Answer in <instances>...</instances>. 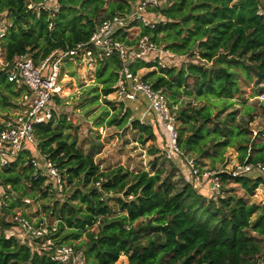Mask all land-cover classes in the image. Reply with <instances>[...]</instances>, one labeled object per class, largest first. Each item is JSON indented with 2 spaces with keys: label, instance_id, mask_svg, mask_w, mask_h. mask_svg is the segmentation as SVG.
Instances as JSON below:
<instances>
[{
  "label": "trees",
  "instance_id": "obj_1",
  "mask_svg": "<svg viewBox=\"0 0 264 264\" xmlns=\"http://www.w3.org/2000/svg\"><path fill=\"white\" fill-rule=\"evenodd\" d=\"M29 1L0 0V19L11 23L3 42L7 62L29 55L37 65L55 50L85 43L103 21L128 14L139 0H56L57 13L37 15L28 9ZM153 12L160 19L152 29L140 26V35L149 36L175 59L190 60L180 67L176 61L160 67L136 60L130 70L151 69L142 79L164 95L177 125L180 150L210 170L226 167L227 149L237 152L239 163L264 165V142L250 136L253 109L245 108L247 119L231 109L242 94L235 69L254 85L252 97L264 94V0H169ZM116 38L126 46L135 42L128 32L117 33ZM96 63L95 83L106 97L115 90L121 62L112 56L98 58ZM21 91L0 70L3 104L11 106L8 97L18 98ZM97 99L95 95L92 100ZM143 104L141 97L126 106L120 104L119 113L107 125L123 128L128 124L138 132L141 145L157 142L149 150L155 156L167 139L158 123L142 124L136 114L133 117ZM261 106L264 113V102ZM104 110L97 126L108 116V108ZM73 129L63 114H53L47 123L33 127L39 153L59 169L65 186L73 188L63 203H55L50 210L58 242L71 244L84 236L79 244L86 264H116L121 256L127 258L126 264H258L264 259V206L250 200L263 182L259 176L231 179L220 174L221 194L207 198L186 182L178 168L174 172L158 169L156 159L151 172L122 165L101 169L93 153L78 149ZM32 154L31 149L24 150L0 170L1 185L9 186L11 192L10 199L2 201L1 212L5 208L9 213L35 193L42 192L45 198L55 190L45 185V178H33ZM230 184L238 185L243 195H237L235 188H224ZM2 214L0 229H14ZM252 216H256L253 221ZM3 232L0 264H59L38 247Z\"/></svg>",
  "mask_w": 264,
  "mask_h": 264
},
{
  "label": "built area",
  "instance_id": "obj_2",
  "mask_svg": "<svg viewBox=\"0 0 264 264\" xmlns=\"http://www.w3.org/2000/svg\"><path fill=\"white\" fill-rule=\"evenodd\" d=\"M165 0H139L134 9L126 15L114 16L103 21L92 33L85 43H80L66 50H55L46 58L34 64L29 55H20L11 62H7L4 56L3 42L7 30L11 27L10 22L0 23V70L3 71L10 83L22 88L23 93L16 101V112L4 120L0 126V170L9 167L18 156L27 149L33 154L30 163L35 169L34 179L45 178V185L53 183L58 190L65 186L64 178L54 163L46 160L38 151L34 137L33 127L47 123L56 114L50 108L55 98H60L64 90L63 71L67 60L74 61L82 69H93L97 65L98 58L117 56L121 62L119 80L115 90L111 94L120 103H133L139 97L142 98L145 108L139 118L142 124L146 123L147 115L151 114L167 134V147L164 157L181 166L184 171L186 182L194 185L199 190H207L217 195L221 194L222 182L219 175L226 173L231 179L237 177L259 176L264 186V165L248 163L246 161L233 165L230 169L210 170L196 165L194 159L185 155L177 144L178 131L173 114L166 105L164 95L138 75L133 73L130 65L136 61L153 63L160 67H170V63L164 58L175 55L163 47L157 46L149 36L140 35L135 37L131 46L124 45L116 38L117 33L130 32L133 27L140 26L153 28L155 22H150L148 16L153 9L158 8ZM27 7L36 15L41 11L55 14L59 11L56 0L29 1ZM52 23L49 24L51 29ZM131 40V38H130ZM151 56V57H149ZM174 62V61H173ZM94 66V67H93ZM264 102V94L257 96ZM252 139L256 132L252 131ZM98 186V185H97ZM10 190L9 186L0 187V215L4 193ZM22 203L32 205L33 201L24 198ZM264 205V199L261 201ZM9 221V220H8ZM11 223L18 234L30 241H38L41 244L37 248L41 254H45L52 262L59 264H86L84 250L78 248L75 243L60 244L57 234V224L48 223L43 218H30L19 212L12 215ZM95 228L93 227L92 230Z\"/></svg>",
  "mask_w": 264,
  "mask_h": 264
},
{
  "label": "rangeland",
  "instance_id": "obj_3",
  "mask_svg": "<svg viewBox=\"0 0 264 264\" xmlns=\"http://www.w3.org/2000/svg\"><path fill=\"white\" fill-rule=\"evenodd\" d=\"M168 1L169 0H165L161 3V5ZM159 19V16L155 12H152L148 16V20L150 22H156ZM0 23H3L1 19ZM139 33L140 28L133 27L129 32V38H131L132 40L137 37ZM164 60L170 63L176 61L175 64L180 67L183 63H186L190 59L184 56H177L175 59L174 56L168 57V59L164 58ZM194 62L199 63V61L193 60V63ZM65 70L67 71V77H64L63 93L61 94L60 98H56L53 100V102H51L50 108L56 114H63L64 116H66L67 120L73 124L74 131H71V133L76 134V145L78 149H80L84 153H93L94 161L99 165L101 169H109L118 165H122L134 171L146 170L148 172H151V163L154 159H156V165L158 169L163 168L166 171L173 170L174 172L175 169L178 168L175 162L165 159V157L163 156V149L159 150V152L155 156L149 155V150L151 149V147H155L157 145V142L149 141L144 145H141L137 140L138 132L132 130L128 124L123 128H118L116 126L109 127L107 125L108 119L119 113L118 108L120 104L123 103L117 102L113 98V95H108L106 97L101 95V85L95 83L96 67H94L93 69H82L80 65L76 64L74 61L67 60L63 68L64 72ZM149 71H151V69H140L138 71V75L142 77ZM235 71L238 73V82L242 94L240 98L236 99L235 104L231 109L238 112V117L240 119H247V116L244 112L245 108H252V116L254 120L249 125L250 131H255L257 133L255 138H260V140L264 142V113L261 106L263 102H261L257 97H252L254 85L244 79L239 69H235ZM23 92L24 91H21L19 97H21V94ZM95 95H98L97 101L92 100ZM19 97H13L12 99L8 97V102L11 103V106H5L3 104V101L0 99V126L4 120L10 118L16 112V108H18L19 106L14 107L13 102L20 101ZM57 100H59V102H57ZM128 104L129 103H124L125 106ZM143 107L145 108L144 104ZM105 108H108V116L107 118L103 119L102 124L97 126V123H99L98 119L103 116ZM144 108L140 113H133V117L136 114V116L140 118L141 113L144 111ZM147 116L151 117L149 115ZM148 117H146V121L149 119ZM250 136H253L252 132L250 133ZM225 157L226 167H228L227 169H230L233 165L239 163L237 152L233 149H227ZM176 178L178 179V176H176ZM1 184L2 183L0 182V187L3 185ZM48 185H51V187L55 189L52 190L53 193L48 192L45 198H43L42 192L35 193V196L28 197V199L33 201L32 205H27L21 202L18 207L10 210L9 213H6L4 211L5 208H3L2 212H4V215L2 214V219L6 222L8 220L10 221L12 215L16 212H19L30 218L40 217L41 215L45 214L47 217L45 215L41 217L45 218L48 223H54L55 219L53 215H51L50 210L55 206V203H57L58 206L59 204L63 203V201L68 198L71 191H73V188L72 186H69L67 184V186H64L65 191L63 193L62 189L61 191L58 190L57 187H54L53 183L49 182ZM226 187L235 188V192L237 193V195H243V191L238 187V185L230 184L229 186L226 185L224 188ZM3 191L5 193L3 200L5 201L6 198L10 199L11 192L7 191L6 193L5 188ZM26 192L32 195V192L29 189H26ZM18 195L21 196L20 193H18ZM205 196L207 198H211L212 196H216V194L214 192H211L210 194H205ZM255 199L256 200L254 201L253 196L250 200L258 203V198ZM110 205L113 206V203H110ZM259 205L264 206L260 203ZM255 218L256 216H252V221ZM12 231L13 230H4L3 232L0 229V233L3 232L4 234H14L16 237H20V240L23 243H26L33 248H39L40 244L38 243V241H30L29 239L23 238L21 235L17 234L16 231L15 233H13ZM82 240L85 241L84 236L80 240L74 241L72 243H75L78 248H82L81 244H79ZM126 263L127 258L125 256H121L116 264ZM258 264H264V259H261Z\"/></svg>",
  "mask_w": 264,
  "mask_h": 264
},
{
  "label": "crops",
  "instance_id": "obj_4",
  "mask_svg": "<svg viewBox=\"0 0 264 264\" xmlns=\"http://www.w3.org/2000/svg\"><path fill=\"white\" fill-rule=\"evenodd\" d=\"M149 115V114H148ZM149 116H151V117H148L149 119L147 120V121H149L150 123H152V125H154L155 124V122L156 123H158L157 122V120L152 116V115H149ZM152 118H153V120H152ZM147 119V118H146ZM147 121H146V123H147ZM159 124V123H158ZM164 130V129H163ZM164 133H165V135H166V137H167V134H166V132H165V130H164ZM160 143L162 142L161 140L159 141ZM163 143V142H162ZM166 143H167V141H166ZM166 147H167V145H165V146H163L162 148H160L161 150L163 149V151L165 152V149H166ZM176 166L178 167V169H179V171L181 172V174H182V176L184 177V175H185V171H184V169L181 167V166H179L178 165V162L176 161ZM228 168V167H227ZM131 170V169H130ZM201 191V193L203 194V195H205V194H210L211 192L210 191H207V190H205V191H203V190H200ZM256 192L257 193H255V195H254V201L256 200L255 198H258L257 200H258V203L257 204H261V201L264 199V186H262V185H260V187L256 190ZM41 216H43V215H41ZM40 216V217H41ZM37 219L39 218V217H36ZM9 222V221H8ZM13 231V233H15V231L17 232V230L15 229V227H14V229H12Z\"/></svg>",
  "mask_w": 264,
  "mask_h": 264
}]
</instances>
